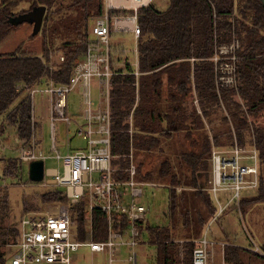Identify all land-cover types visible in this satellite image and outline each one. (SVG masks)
<instances>
[{
  "label": "trees",
  "instance_id": "16d2710c",
  "mask_svg": "<svg viewBox=\"0 0 264 264\" xmlns=\"http://www.w3.org/2000/svg\"><path fill=\"white\" fill-rule=\"evenodd\" d=\"M23 3L28 7L22 8ZM35 7L46 9L43 26L37 34L42 37V56L47 57L51 51L57 50L66 54V61L52 73L57 83H67L74 65L86 54L90 18L105 14V0H1L0 42L19 26L12 24L10 19ZM72 10L73 13L63 16L64 12ZM127 14L133 15L134 12L109 10L112 18ZM55 15L60 16L58 22ZM137 22L141 30L138 38L140 101L136 102L133 68L127 64L128 73L113 79L111 152L117 157L115 165L124 170L130 165L131 151L136 158L144 153V160L138 164L137 179L167 185L170 189L169 215L171 219L177 218L176 223L168 228L147 227L151 234L150 243L157 247L158 264H193V251L197 244H186L180 250V245L171 239L183 234L179 226L191 222L187 209L190 203L185 196L188 192H193L200 201L194 202V206L200 208V224H205L208 217L213 218L218 212L208 190L212 178L213 145L220 150H230L235 145L247 147V142L257 147L259 187L255 195L241 199L240 210L246 214L249 206L264 203V124L249 120L251 116L258 119L264 111V5L260 0H170L168 8L163 11L153 3L141 7L137 11ZM236 42L239 45L236 53L225 56L237 58L236 84L229 86L217 79L216 63L212 58L221 47ZM23 44L9 53L0 54V117L7 116L16 137L27 145L32 138L30 100L17 90V86L34 84L48 71L41 53L31 54ZM195 93L203 115L197 110L191 111L186 105L187 99ZM17 99L20 101L13 107ZM131 114L133 134L129 133V124L126 123ZM206 125L210 126V133ZM3 128L2 125L1 132ZM180 133L190 143L189 152L181 153V162L189 168L187 177L192 178L189 188L183 187V178L170 157L164 158L157 171L147 164L150 153ZM1 161H4V177L12 180L21 178L22 161L16 158ZM202 175L205 183L199 186ZM115 177L126 178L127 173L121 171ZM179 187L183 189L178 191ZM0 199L3 203L0 210L2 222L5 216L2 211L8 210V195L1 185ZM40 199L44 204L69 205L73 229L79 234V240H90L91 235L87 231L90 212L85 200L71 204L66 191L60 188L43 194ZM180 215L182 218L179 220ZM126 218L113 214L115 229L126 227ZM92 219V238L99 242L106 240L108 216L96 210ZM140 230L142 235L143 225ZM12 232L16 236L19 234L18 229ZM261 237L260 245L264 248ZM6 261L5 255L0 253V264H6ZM225 261L227 264H264V257L243 246L227 244Z\"/></svg>",
  "mask_w": 264,
  "mask_h": 264
},
{
  "label": "built area",
  "instance_id": "2783aa9c",
  "mask_svg": "<svg viewBox=\"0 0 264 264\" xmlns=\"http://www.w3.org/2000/svg\"><path fill=\"white\" fill-rule=\"evenodd\" d=\"M136 1L138 5L134 6L135 8L151 2V0ZM119 6L109 0L107 9L112 10ZM111 31L112 23L108 12L94 20L90 28L86 54L74 65L67 83H57L52 73L53 67L48 66L46 69L49 74L41 77L36 83H21L17 86V90L23 92L30 100L32 125L36 121V96L42 99L48 97L50 103L48 121L52 126L53 134L56 123L62 122L68 127L75 125L77 134L86 140V149L60 155L55 146V137L52 136L53 158L61 161L63 172L54 170L47 173L46 177L49 178L45 177L44 182L65 188L71 203H77L87 195L90 211L99 210L108 216L109 237L100 242L77 239L72 230L70 207L59 203L51 210L31 212L23 216L21 236L14 244V249L9 252L10 264H72L73 255L83 247L106 254L107 264H116L123 248L130 247L132 251L128 260L132 264H137V253L134 249L140 244V226L146 222L149 209L138 203L136 199L142 196V187L147 184L134 179L135 165L129 169L130 180L121 182L113 178L115 156L111 152L113 115L110 108V92L112 78L116 73L112 66ZM140 31V27L134 25L137 36ZM236 44L221 47L220 52L214 57L216 63L221 59L220 53H227L224 50L230 48L234 50L238 47L235 46ZM59 59L65 60L64 57ZM225 65L230 67L228 63H223L222 70ZM221 78L225 80L223 75ZM95 81L98 82V88L104 97L100 102L103 105H96L93 99ZM74 91H78L82 96L83 121L69 111V98ZM19 143L20 160L31 162L49 158L34 145L25 148L21 141ZM245 160H251L254 164L249 165L244 162ZM212 161L214 177L210 182L209 191L215 195L226 192L230 196L226 203L216 198L219 209L212 220L214 221L230 207L240 205L243 191L257 190L260 166L256 146L235 145L230 150H220L213 146ZM127 197L130 199L129 202L126 201ZM115 213L128 219L129 228L124 232L114 229L112 218ZM194 242L197 246L193 251V264H211L213 248L221 243L209 239L206 234ZM248 249L264 257V248L257 242L253 241Z\"/></svg>",
  "mask_w": 264,
  "mask_h": 264
},
{
  "label": "rangeland",
  "instance_id": "374dc122",
  "mask_svg": "<svg viewBox=\"0 0 264 264\" xmlns=\"http://www.w3.org/2000/svg\"><path fill=\"white\" fill-rule=\"evenodd\" d=\"M155 4L159 10H165L169 4L170 0H155ZM23 7H28V4L23 3ZM66 13H73L72 11H67L63 13V16L68 15ZM121 17H131L130 15L125 16H118L113 17V25L116 26V24H119L121 26L128 25L125 24L127 21H122L123 18ZM59 15H55L54 19L56 22H58L57 19H59ZM94 17L90 18L89 25H88V35L90 32V28L93 25ZM129 23V22H128ZM130 25H128L129 27ZM33 25L29 23L20 24L17 29L14 30V32L3 42L0 44V52L2 51H10L13 50L18 44L21 42H24L23 46L25 47V50L31 54H40L41 53V38L38 35H33ZM114 41V40H113ZM115 41H118L115 39ZM61 42V41H60ZM118 43V42H117ZM237 43V42H236ZM135 45V39L134 37H129L127 42V49L125 53L121 54L118 53V55L115 56L117 67L122 69L125 67L127 63L133 62V49ZM235 46H239L238 43ZM228 47V46H225ZM238 47H236L234 50H231L232 48L228 50H224L227 53H220V61L216 63V73H217V79L219 82L221 81L225 85L232 86L236 84V71H235V63L237 62V58H225L227 54H235V50ZM220 52V50H219ZM42 56V53H41ZM49 56V58H48ZM46 56H42V59L45 61V68L48 66L53 67V71H56L59 69L60 65L63 64L66 61V54L61 51H51L50 54ZM60 57H64V61H60ZM229 59V61H228ZM222 62V63H221ZM226 64L230 67H227L225 65L223 67V70L221 68V64ZM132 66V65H131ZM119 69V70H120ZM230 71V72H229ZM225 77V80L221 78V76ZM232 82V83H227ZM196 94V93H195ZM93 99L95 101L96 105L100 104L101 97L97 93V90L93 89ZM18 102H15L13 107ZM70 104L72 107V112H76L79 108H81V100L78 97L77 93H72L70 96ZM186 105L189 107L191 111L198 110L199 104L195 99V96H192L187 99ZM249 120L252 122L253 120H256L257 123L264 124V111L260 114L258 119H254L252 116L249 117ZM206 122V120H205ZM207 124V123H206ZM4 126V131L1 132L0 127V184L8 185L7 190V204H8V210L2 211L3 217L2 222H0V253L4 254L7 258L9 255V252L14 249V244L17 242L18 236L12 232L14 229L20 228V222L24 215L31 212H39V211H47L54 208L59 203H49L44 204L42 203L40 197L48 193L56 188V185L54 184H47L46 182H32L29 178V164L30 163H24L23 164V182L19 179L17 184L14 183L15 181L11 178H5L2 174V169L4 163L1 161L2 159H9V158H21V153L17 149L16 146H18L15 142V131L13 129V126L11 122L8 120L7 116L0 117V126ZM57 129H56V145L61 154H64L68 152V144L70 149H77V148H84L86 146V142L83 140V138L79 135H76V128L72 126L70 128L69 135L66 134V127L61 123H56ZM208 125V124H207ZM206 125V126H207ZM207 129L210 133V126H207ZM69 136V137H68ZM79 136V137H78ZM40 139L42 141V148L47 155L53 154L51 151L52 148V140H51V130L49 126L47 125L45 130L43 131V134H41ZM247 146H250V142H247ZM190 143L189 140L185 137L184 134H177L174 139L167 141L160 149H157L149 154V157L147 159L148 166L153 170L157 171L159 169V166L164 161L165 157H170L173 161V163L176 165V171L179 172L180 176L183 178V187L189 188V184L191 183V179L187 177L189 168L187 167V164L184 162H181V153L189 152ZM248 154V153H246ZM144 153H140L137 156V162L141 160H144ZM245 163L249 165H253L254 162L251 160H245ZM46 168L49 170L50 168H56L57 171L59 170L60 173L63 172L62 164L58 160L49 158L46 160L45 163ZM183 174V175H182ZM204 175V174H203ZM200 176L199 178V186H204L205 180L204 177ZM48 176V175H47ZM49 178V177H46ZM45 178V179H46ZM194 178V177H193ZM21 184H18L20 183ZM158 184V183H157ZM210 186V185H208ZM183 187H179L178 191H181ZM143 190V196L138 198L136 200L138 203H141L147 208H149V214L147 216V220L145 222V232L144 235L141 237L140 245L134 249V251L137 253V264H158L157 258H158V251L157 247L150 243L149 237L150 234L148 233L147 226L152 228H168L173 227V225L176 223V219H171V216L169 215V204H170V189L168 186L165 185H155V186H144L142 187ZM253 191L247 190L242 192V198H244L246 195H251ZM219 197L223 200V203H226L228 199L230 198L229 194L226 192H220ZM252 195H255L253 193ZM187 201L190 203L189 207L187 206V209L189 210L188 213V220H191L190 223H188L186 226H179V229L183 234L174 236L171 239V242H174L176 244L180 245V250L184 249V245L194 243L195 240L198 238H201L205 235L207 232L210 239H217L220 241H223L225 244H233L235 246H244L249 247L253 241L260 244V236L261 240H264V203L256 205V206H249L247 208V213L242 214L240 210V205L236 206L239 207L237 209L236 207H233V209L223 218H221L219 221H215L214 223H211L212 218H207L205 224H200L199 221V210L196 206H194V202L200 203L198 199H196V195L193 194V192H188L186 195ZM0 199V210L3 203ZM64 204V203H63ZM241 204V203H240ZM233 211V212H232ZM241 213V214H240ZM243 216V218L241 217ZM180 218H182V215H180ZM182 225V223L180 224ZM193 237H197V239L192 240ZM142 244V245H141ZM125 253L123 257L125 256V259L129 256L132 249L130 247H126ZM78 259L79 262L76 264H102V257L100 254L93 255L90 253V250L88 248H82L78 251ZM181 255H184V251H181ZM122 257V258H123ZM182 258H184L182 256ZM218 264L222 262V251L217 250V257L215 260ZM119 264H130L125 262L119 263Z\"/></svg>",
  "mask_w": 264,
  "mask_h": 264
},
{
  "label": "crops",
  "instance_id": "0c3cea01",
  "mask_svg": "<svg viewBox=\"0 0 264 264\" xmlns=\"http://www.w3.org/2000/svg\"><path fill=\"white\" fill-rule=\"evenodd\" d=\"M1 1V0H0ZM108 2H109V0H105V5H106V12H105V14L108 12V14H109V10L107 9L108 8ZM154 4L155 6H156V4H155V0H151V2L148 4V5H150V4ZM123 6H119V7H116V8H113L112 10H124V11H126V10H130V11H133L134 12V14L133 15H130L131 17H121V18H123L122 19V21H127L125 24H128V25H130L129 27H128V25H123V26H121V25H119V24H116V26H114L113 25V22H115V20L113 21V18L111 17V23H112V31H111V39H110V42H111V49H112V66H113V69L115 70V75L113 76V78H112V88H113V79H114V77L115 76H117V75H119V74H127L128 72L126 71V67H127V64H130V65H132V68H133V75L135 76V78H136V82L134 83V85H135V87H136V102L138 103L139 101H140V90H139V82H138V79H139V77H140V75H141V73H140V63H139V51H138V38H139V36H140V34H141V31H140V34L137 36L136 34H135V32H134V25H138L139 26V24H138V22H137V11H138V9H140V8H135L134 6H130V5H126V4H122ZM148 5H145V6H142V7H146V6H148ZM156 8H157V6H156ZM168 8V7H167ZM166 8V9H167ZM158 9V8H157ZM161 11H163V10H161ZM104 14V15H105ZM118 16H125V15H118ZM118 16H115V17H118ZM96 19V18H95ZM94 19V20H95ZM129 22V23H128ZM94 23V22H93ZM19 27V26H18ZM17 27V28H18ZM16 28V29H17ZM15 30V29H14ZM14 30L11 32V34L14 32ZM11 34H9V36L11 35ZM8 36V37H9ZM7 37V38H8ZM89 37H90V32H89ZM129 37H134V39H135V47H134V49H133V52H134V54H133V56H134V58H133V62L132 63H127L126 65H125V67H123L122 69H120V68H118L117 67V62H116V60H115V56L116 55H118V53H121V54H123V53H125V52H127L126 51V49H127V42H128V38ZM6 38V39H7ZM5 39V40H6ZM115 39H117L118 41H115ZM4 40V41H5ZM89 40V39H88ZM114 40V41H113ZM4 41H2V42H0V44L1 43H3ZM118 42V43H117ZM22 43H24V42H21L20 44H18L13 50H15L18 46H20ZM13 50H10V51H7V50H5V51H2V52H0V54H2V53H9V52H11V51H13ZM126 54V53H125ZM41 57V56H40ZM215 57V56H214ZM214 57L212 58L213 60H214V62L216 63V61H215V59H214ZM120 69V70H119ZM120 71H123V72H120ZM55 79V78H54ZM56 81V80H55ZM98 82L97 81H95L94 82V86H93V89L95 88L96 90H97V93L99 94V96L101 97V100H100V102L104 99V97L101 95V91H100V89L98 88ZM195 87V86H194ZM112 88H111V92H112ZM111 92H110V108H111V111H112V107H111V99H112V97H111ZM194 92H195V90H194ZM73 93H77V95H78V97L80 98V100H81V108H79L76 112H72V107H71V104H70V108H69V111H70V113L73 115V116H75V117H77L79 120H81V121H83V100H82V96H81V94L78 92V91H74ZM24 94V93H23ZM25 95V94H24ZM72 95V94H71ZM70 95V96H71ZM26 96V95H25ZM195 96V99L197 100V102H198V104H199V109L201 110V112H199L198 110V113H200L201 115H203V113H202V109H201V107H200V103H199V99H198V97H197V95L195 94L194 95ZM20 101V99H17V101L16 102H19ZM69 101H70V98H69ZM18 104V103H17ZM16 104V105H17ZM35 104H36V107H35V111H36V121H35V123L32 125V121H31V131H32V138H31V141L27 144V145H24V142L23 141H21L18 137H15V140H16V144L18 145V146H16L17 147V149L20 151V141L22 142V144L25 146V148L26 147H32L33 145L36 147V149H38V150H42L43 151V153L45 154V152H44V150H43V148L41 147L42 146V141H41V139H40V136H41V134H43V131L45 130V128H46V126L48 125L49 126V128H50V130H51V140H52V136H54L55 137V146H56V148H57V145H56V129H57V125L55 126V133L53 134V131H52V126H51V124H50V122L48 121V117H49V109H50V103H49V99H48V97H45V98H41V97H39V96H36V99H35ZM100 105H103L102 103H100ZM30 114H31V105H30ZM112 115H113V111H112ZM58 123H61V124H63L65 127H66V134L67 135H69V133H70V128L72 127V126H74V128H76L75 127V125H71V126H67L65 123H62V122H57V124ZM126 123L127 124H129V133L130 134H133V131H134V119H133V114H131L128 118H127V120H126ZM1 128H2V126H0ZM76 135H78L77 134V129H76ZM69 137V136H68ZM79 137V136H78ZM84 140V139H83ZM85 142H86V140H84ZM214 146V145H213ZM213 146H212V150H213ZM52 147H53V140H52ZM87 148V142H86V146L84 147V148H77V149H70V147H69V144H68V152H66V153H64V154H61V152L59 151V149L57 148V151H58V153L60 154V155H65V154H67V153H73V152H75V151H77V150H84V149H86ZM51 151H52V148H51ZM52 153H53V151H52ZM46 156H49V158H52V159H55V160H58L57 158H53V155H54V153L53 154H51V155H47V154H45ZM49 158H47V159H45V160H43L44 161V164L46 163V160H48ZM129 158H130V165H129V167L128 168H126L125 170H124V168H120L118 165H115V161L117 160V157L115 156V158H114V160H113V167H114V172H113V178H114V180L115 181H121V182H126V181H128V180H130L131 179V174H130V172H129V169H130V167L132 166V165H135L136 166V174L134 175V179L137 181V182H140V183H146L147 185H144V186H155V185H162V184H160V183H152V182H145V181H139L138 179H137V168H138V162H137V158L135 157V155H134V152L133 151H131V153L129 154ZM5 159H7V158H5ZM17 159H19L20 160V158L18 157ZM41 160V159H40ZM20 161H22V160H20ZM36 161V160H35ZM59 162H61L60 160H58ZM3 163H4V161H2ZM31 162H33V161H31ZM31 162H26V161H22V165L24 164V163H31ZM30 165V164H29ZM259 166H260V162H259ZM54 170H57L56 168H50L49 170L46 168V166H45V177H46V174L47 173H49V172H51V171H54ZM59 171V170H58ZM123 172V171H126V173H127V177L126 178H117V177H115V174H117L118 172ZM4 172V165H3V169H2V173ZM214 164H213V161H212V178H211V180H213V177H214ZM3 175V174H2ZM4 176V175H3ZM45 177H44V180H45ZM6 178V177H5ZM116 178V179H115ZM20 180H21V182H23V176H21V178H20ZM43 180V181H44ZM211 180L209 181V185H210V182H211ZM14 183H16L17 184V182H18V180H16V179H14ZM21 182L20 183H18V184H21ZM33 182V181H32ZM36 183V182H35ZM1 185V184H0ZM2 187H4L5 188V190H6V187H7V190H8V185H4V184H2L1 185ZM143 186V187H144ZM165 186H167V185H165ZM209 187L210 186H208V190H209ZM56 188H60V189H63V190H66L65 188H61V187H59V186H56ZM6 190V191H7ZM245 191H247V190H245ZM251 191H253V193H255L256 192V190H251ZM211 192V191H210ZM220 193V192H219ZM219 193H217L216 195L215 194H213L212 192H211V194H212V196H213V198H214V202H215V204L217 205V208L219 209V206H218V203H217V200H216V198H219L220 200H221V202H223V200L219 197ZM253 193H251V195L253 194ZM144 194H142V196H143ZM251 195H249V196H251ZM141 196V197H142ZM140 198V197H139ZM70 200V199H69ZM86 201L87 202V210L90 212V218H89V222H88V227H87V231L90 233V235H91V238H90V240H87V241H91V240H94L93 238H92V235H93V219H92V216H93V213H94V211H96V210H94L93 212L92 211H90V209H89V198H88V196L87 195H85V196H83L77 203H80V202H82V201ZM136 200H138V198L136 199ZM126 201L127 202H129L130 201V199L127 197L126 198ZM71 203V202H70ZM71 204H76V203H71ZM234 207V206H233ZM233 207H230L229 209H228V211H227V213L225 214H223V215H221L220 217H219V219L218 220H214V221H212L213 220V218H212V220H211V223H214L215 221H219L221 218H223V216L225 217L230 211L229 210H232V208ZM149 209V208H148ZM237 209H239V208H237ZM99 211V210H98ZM233 212V211H232ZM241 214V213H240ZM217 215V214H216ZM215 215V216H216ZM242 218H243V216H241ZM148 219V218H147ZM22 220V219H21ZM126 220H127V222H128V219L126 218ZM114 223V222H113ZM143 226H144V228H145V223H143L142 224ZM148 228H150L149 226H147ZM127 228H129V223H128V225L126 226V227H120V229H115V224H114V229L115 230H118V231H121V232H124ZM108 231L110 232V227H109V220H108ZM72 230H73V233H74V236L77 238V239H79L78 237H79V234L77 233V231L76 230H74L73 229V226H72ZM141 231V230H140ZM21 232H22V225H21V222H20V228H19V236H18V239L20 238V236H21ZM144 232H145V230H144ZM144 232L142 233V235H144ZM148 233L150 234V232H149V230H148ZM206 235H207V237L210 239V237L208 236V234H207V232L205 233ZM142 235H141V237H142ZM151 235V234H150ZM205 236V235H204ZM203 236V237H204ZM108 237H109V233H108ZM126 237H128V236H126ZM151 237V236H150ZM150 237H149V240H150ZM203 237H201V238H203ZM201 238H198L197 240H199V239H201ZM17 239V240H18ZM108 239V238H107ZM106 239V240H107ZM211 240H214V241H216V242H218V243H221V244H219V245H216L214 248H213V258H212V260H211V264H218L215 260H216V257H217V250H221L222 251V262L220 263V264H227L226 263V261H225V248H226V246H227V244H225L223 241H220V240H217V239H211ZM83 241V240H82ZM84 241H86V240H84ZM140 241H141V238H140ZM223 244H224V246H223ZM140 245V244H139ZM142 245V244H141ZM244 247V246H243ZM83 248H88V247H83ZM126 247H124L123 248V250H122V254H121V257L119 258V260H118V262L116 263V264H119V263H122V262H127V263H130V264H132L131 262H129V260H128V257H127V259H125V256L123 257V255H124V253H125V249ZM246 248V247H245ZM82 249V248H81ZM89 249V248H88ZM90 250V249H89ZM79 251V250H78ZM78 251L77 252H75V254L73 255V258H72V264H76V263H78L79 262V259H78ZM90 253L91 254H93V255H98V254H100L101 255V257H102V264H107V255L106 254H103V253H97V252H93V251H91L90 250ZM123 257V258H122ZM6 264H10V259H9V255H8V257H7V261H6Z\"/></svg>",
  "mask_w": 264,
  "mask_h": 264
},
{
  "label": "water",
  "instance_id": "95a60500",
  "mask_svg": "<svg viewBox=\"0 0 264 264\" xmlns=\"http://www.w3.org/2000/svg\"><path fill=\"white\" fill-rule=\"evenodd\" d=\"M264 5V0H260ZM46 9L45 7H35L28 13L18 15L10 19L15 25L24 23L32 24L33 35H37L43 26ZM45 177V164L43 160H36L29 165V178L33 182H42Z\"/></svg>",
  "mask_w": 264,
  "mask_h": 264
},
{
  "label": "bare ground",
  "instance_id": "6f19581e",
  "mask_svg": "<svg viewBox=\"0 0 264 264\" xmlns=\"http://www.w3.org/2000/svg\"><path fill=\"white\" fill-rule=\"evenodd\" d=\"M112 3L116 6H119L121 4H126L130 6H137L138 2L136 0H112Z\"/></svg>",
  "mask_w": 264,
  "mask_h": 264
}]
</instances>
